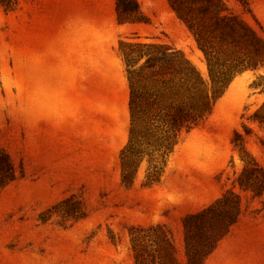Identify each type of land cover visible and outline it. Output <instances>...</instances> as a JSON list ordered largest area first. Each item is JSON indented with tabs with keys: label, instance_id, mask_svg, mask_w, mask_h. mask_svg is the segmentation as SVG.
<instances>
[{
	"label": "rangeland",
	"instance_id": "1",
	"mask_svg": "<svg viewBox=\"0 0 264 264\" xmlns=\"http://www.w3.org/2000/svg\"><path fill=\"white\" fill-rule=\"evenodd\" d=\"M227 6L264 37V0ZM121 41L169 44L207 73L168 0H0V264H136L142 234L156 241L147 264H264V195L236 187L235 219L201 225L208 244L186 221L242 167L234 134L264 98V67L237 75L181 135L157 183L142 185L145 162L125 185ZM247 147L264 167V151Z\"/></svg>",
	"mask_w": 264,
	"mask_h": 264
},
{
	"label": "trees",
	"instance_id": "2",
	"mask_svg": "<svg viewBox=\"0 0 264 264\" xmlns=\"http://www.w3.org/2000/svg\"><path fill=\"white\" fill-rule=\"evenodd\" d=\"M227 1L168 0L201 51L206 74L182 50L169 44L121 41L130 110L129 136L120 150L125 185L133 183L145 162L142 185L157 183L181 135L210 112L237 75L264 67V37L238 14L226 13L230 11ZM237 1L247 4V0ZM256 79L263 80L260 92L264 93V74L259 73ZM255 81V87L262 85ZM244 117L247 122H242L243 132L237 130L234 134L242 167L230 177V185L214 204L186 220L188 226L198 228L204 244L215 234L200 231L202 223L234 220L240 212L242 195L236 187L241 192H250L252 197L264 195V167L247 147L253 142L264 151V98ZM3 163L0 158V165ZM5 163L12 165L6 157ZM132 241L136 264H147L149 255H155L148 251L147 243L156 242L155 239L142 234ZM199 251L201 248L197 247L196 252ZM165 253L169 257L166 246Z\"/></svg>",
	"mask_w": 264,
	"mask_h": 264
}]
</instances>
